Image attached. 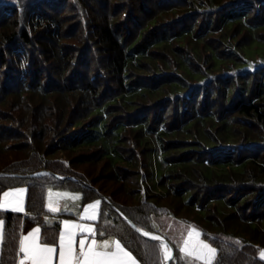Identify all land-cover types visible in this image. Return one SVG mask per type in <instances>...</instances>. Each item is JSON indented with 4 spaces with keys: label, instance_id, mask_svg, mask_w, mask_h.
Masks as SVG:
<instances>
[{
    "label": "trees",
    "instance_id": "obj_1",
    "mask_svg": "<svg viewBox=\"0 0 264 264\" xmlns=\"http://www.w3.org/2000/svg\"><path fill=\"white\" fill-rule=\"evenodd\" d=\"M28 1L0 0V197L24 187L29 204L73 178L82 204L100 201L95 236L139 264H162L160 244L119 213L164 237L170 264H185L168 239L179 220L216 248L213 264H264V58L246 61L264 56V0ZM100 163L101 178L83 168ZM69 216L0 210V264L34 226L55 244Z\"/></svg>",
    "mask_w": 264,
    "mask_h": 264
},
{
    "label": "snow or ice",
    "instance_id": "obj_2",
    "mask_svg": "<svg viewBox=\"0 0 264 264\" xmlns=\"http://www.w3.org/2000/svg\"><path fill=\"white\" fill-rule=\"evenodd\" d=\"M25 191L26 190L23 188H18L4 192V201L0 202V209L5 208L9 203H14L12 210L22 211ZM51 195L52 194L49 193V211L56 212L58 211V208L53 206ZM9 197H14V201H9ZM73 199H79V197H73ZM99 205V200L93 204H89L84 209V213L80 216V219H97L99 215V212L97 211ZM89 209H92L91 214H89ZM2 225L3 221L0 220V226ZM64 228L66 231L59 235V264H137V261L131 252L127 251L125 247L121 245L119 240L97 243L95 239H92L86 247L85 239L82 237L79 240L80 251L77 254L73 248V240L76 233L72 230L78 229L80 232H87L92 235L95 234L94 230L90 226L74 224L69 221L64 222ZM136 231L151 240H160L159 236L152 235L150 232L143 231L140 228H137ZM39 233L40 229L35 228L20 241L19 251L24 254V259L21 260V264H25V260H30L31 264H52L53 254L57 253V248L54 245L40 242ZM189 236H191V233H189ZM2 240L3 235L2 232H0V242H2ZM65 241H67V244H65ZM160 247L164 251V259H172L168 245L161 242ZM198 249V251L191 250L188 247V241H185L184 247L180 250L189 256H195L196 259L205 260V264H211V261L216 255V249L211 248L209 245L203 244L202 242L198 245ZM261 257L264 258V252H261Z\"/></svg>",
    "mask_w": 264,
    "mask_h": 264
},
{
    "label": "rangeland",
    "instance_id": "obj_3",
    "mask_svg": "<svg viewBox=\"0 0 264 264\" xmlns=\"http://www.w3.org/2000/svg\"><path fill=\"white\" fill-rule=\"evenodd\" d=\"M133 1H135V0H110V3H111V6H113V7L116 5V3H120L121 6L129 5V7H130V6L133 5V3H132ZM146 1H149V6H150V10L151 11L152 10H158V7L155 5L157 0H143V3L145 4ZM163 1H165V0H163ZM28 2H30V0ZM159 4L161 6L164 5V6H167V7L170 6V5H175V4L177 6H180V5L186 4V1L183 0V2H182V0H177L175 2V1H169L168 0L167 2H162V3H159ZM61 8L62 7H60V9ZM148 12L149 11L143 12V16L144 17L147 16L149 14ZM138 13L140 14L141 12L138 11ZM174 14L175 15H174V18H173L172 17L173 14L169 13L168 16L167 15L165 16L166 17L165 20L167 21L168 17H170V19L173 18V20H175V21H176V19H177V21H182L184 18H186V16L183 15V12L180 9V7L176 8V11L174 12ZM146 18L149 19L148 17H146ZM199 22H200V17L198 18L197 24ZM164 25H166V24H163V23L162 24H158V26L155 27V30L162 29L164 27ZM232 33L234 34V31ZM235 33H236L235 34V40H241L242 41L243 34L242 33H238V32H235ZM148 35L149 34H147L146 37H148ZM259 35H264V32H262V33L260 32ZM215 41H217L216 38H215ZM66 42H68V41H66ZM76 43H78V42L76 41ZM200 46L201 45H199V47ZM173 47H176V45H173ZM259 57L260 58H262V57L264 58V56H260V55H257L256 53H253V54H251L249 56L248 55L246 56V61L249 62L250 60H257ZM152 74L153 73H149V75H152ZM137 107H139V104L137 105ZM2 108L5 109L7 107L4 106ZM71 130H72V128H71ZM124 136H125L124 139L126 140V145H129L130 142L127 139L132 137V134L131 133L128 134V132L126 131L124 133ZM83 168H88L90 171H92L91 175L93 177L101 178V177H104L106 175V172L103 171V169L101 167V163L98 164L97 167H95L94 165H84ZM106 185L109 187V190H113V189L119 190L120 189L119 184L111 182V181L106 183ZM6 191H9V190H5L4 192H6ZM3 193L1 194V197H2ZM49 193L52 194L51 195V200H52L53 206L58 208V211L53 212V213L69 212V213L73 214L76 217H80L81 215H83L84 209L89 204H93V203H95L98 200L97 199V200L89 202V203H87L85 205H81V194H82L81 185L79 183L75 182V181H70V180L69 181H63V182H58V183L53 184L52 186L47 187L46 189H44L42 191L41 198H39V199L44 200L47 204H49ZM227 194L228 195H230V194L233 195V191H227ZM1 197H0V199H1ZM73 197H79V199H73ZM25 199H26V191H25ZM120 199L125 201V202H127V203H129V204H131V202H133V201H130L129 198H124L122 196H121ZM3 201H4V199L0 200V202H3ZM7 206H10V205L8 204ZM88 211H89V214H91L92 209H89ZM71 223H73V222H71ZM169 227H170L169 232H171V233H170V236L168 237V239L176 244V246L178 247V249L180 251L179 255L182 257V261L185 264H205V260L196 259L195 256H189L185 252H182L180 250L182 247H184V242L185 241H188V247L191 250H194V251H198L199 250L198 249V245L201 242L203 244L209 245V247H211V248L216 249L214 246H212L210 243H208L204 239V237L201 235L200 230L193 224L185 223L184 221L179 220V221L172 222ZM165 231H168V227H167V229ZM189 233H191V236H189ZM153 234H156V233H153ZM261 252H264V251L263 250L260 251L259 257L264 260V258L261 257ZM161 254H162L163 261H164V251H163L162 248H161ZM216 254H217V251H216ZM174 255H175V250H174ZM215 258H216V255H215L214 259L211 261V264L214 263Z\"/></svg>",
    "mask_w": 264,
    "mask_h": 264
},
{
    "label": "crops",
    "instance_id": "obj_4",
    "mask_svg": "<svg viewBox=\"0 0 264 264\" xmlns=\"http://www.w3.org/2000/svg\"><path fill=\"white\" fill-rule=\"evenodd\" d=\"M70 181H74L73 179H69ZM18 188H23L24 187H16V188H12V189H8L9 191L13 190V189H18ZM4 197L2 195L1 199L0 200H3ZM14 197H9L8 200L9 201H14ZM92 202V201H91ZM87 204V203H85ZM85 204H82L81 202V205H85ZM10 206H6L5 208L3 209H0V210H7V211H13V207H14V203H9ZM40 205H44L47 209L49 208V204H47L44 200H41V199H37V200H34L32 201L31 203L27 204L26 203V199H25V195H24V198H23V210L22 211H14V212H23L25 213L28 209L30 208H34L36 206H40ZM49 210V209H48ZM52 212V211H51ZM98 212H99V209H98ZM53 213V212H52ZM60 213H66L68 215H71L69 217H63L60 219V227H59V233H58V237H57V241L55 244H50V245H54L56 246L57 248V253H54L53 254V259H52V264H59V235L60 233L62 232H65L66 229L64 228V222L65 221H69V222H73L74 224H80V225H85V226H90L93 228L94 230V233H95V222L97 221V219L95 220H81L80 217H76L74 216L73 214L69 213V212H57V213H53V214H60ZM35 228H39V226H34L33 228H31L30 230H28L27 232H25L21 238H20V241L23 239L24 236H26L29 232H31L33 229ZM72 231H74L76 233V235L74 236V240H73V248L75 250V252L78 254L79 251H80V248H79V240L83 237L85 239V246L87 247L88 243L92 240V239H95L97 241V243H103L104 241H109V242H112V241H116L118 240L115 236H104V237H96L95 234L92 235V234H89L87 232H80L78 229H73ZM0 232H2V235H3V225L0 226ZM41 233V231H40ZM40 233H39V239H40ZM20 241H19V247H20ZM41 242V240H40ZM1 243L0 242V251H1ZM121 243V242H120ZM65 244H67V241H65ZM122 245V244H121ZM123 246V245H122ZM124 247V246H123ZM126 249V248H125ZM127 250V249H126ZM129 251V250H127ZM20 252V251H19ZM132 254V253H131ZM133 255V254H132ZM133 257L135 258V256L133 255ZM24 259V254L23 253H19V256H18V259H17V262L16 264H21V260ZM136 259V258H135ZM137 261V259H136ZM25 264H31V261L30 260H25ZM137 264L138 261H137Z\"/></svg>",
    "mask_w": 264,
    "mask_h": 264
},
{
    "label": "water",
    "instance_id": "obj_5",
    "mask_svg": "<svg viewBox=\"0 0 264 264\" xmlns=\"http://www.w3.org/2000/svg\"><path fill=\"white\" fill-rule=\"evenodd\" d=\"M50 174L51 175V173H49V172H46V171H40V172H37V173H34V174H32V175H29V176H39V175H42V174ZM1 175H3V174H0V176ZM56 178H58V179H63L62 177H59V176H56V175H54ZM70 179H73V178H70ZM74 180V179H73ZM120 214V216L122 217V219L123 220H125L126 221V223L138 234V235H140L142 238H144V239H146V240H148V241H151V242H155V243H159V244H161V242H163V243H165V244H167L168 245V248H169V250H170V254H171V256H172V258H173V256H174V249H173V246L164 238V237H162L161 235H158V234H153V233H151L152 235H157V236H159L160 237V240L159 241H154V240H151L150 238H148V237H146V236H143V235H141V233L140 232H137L136 231V229L138 228L137 226H135L131 221H129L124 215H122L121 213H119ZM142 230V229H141ZM144 231V230H143ZM171 260L172 259H169V260H166V259H164V261H163V263L162 264H169L170 262H171Z\"/></svg>",
    "mask_w": 264,
    "mask_h": 264
}]
</instances>
